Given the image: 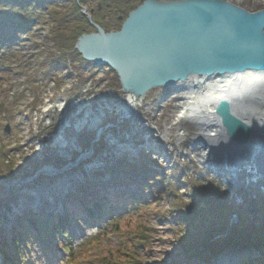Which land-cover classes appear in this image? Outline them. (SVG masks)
Returning a JSON list of instances; mask_svg holds the SVG:
<instances>
[{
    "label": "rangeland",
    "instance_id": "374dc122",
    "mask_svg": "<svg viewBox=\"0 0 264 264\" xmlns=\"http://www.w3.org/2000/svg\"><path fill=\"white\" fill-rule=\"evenodd\" d=\"M227 1L240 7L244 2V0ZM251 2L264 5V0H251ZM36 29L33 33L24 35L23 39L25 40L14 42L12 53L9 56L0 57L1 65H10V71L6 75H3L5 72L0 73V105L2 107L4 106L1 109L6 110V112L3 110L0 113V148L6 150L4 151L9 158L7 162L12 161L14 165L20 166V171H12L14 174L12 179L2 180L0 182V197L9 195L7 194V190H12L16 195L14 204H10L7 211L0 205V264H100L102 256L106 254L107 248L117 247L121 243L124 244V242L129 243V236H126L127 230L133 231L138 239H145L146 245L144 247H135V252H133L134 257L141 264H214V255L203 252L200 245L204 232L209 227V222L207 221L209 215L205 216V206L201 203V200L190 197V186L181 185L173 188L176 193L168 195L166 191L162 194L157 193L156 188L150 185L149 182L145 184H134L132 182H125V180H123L124 183L122 184L126 186V191L142 203L148 204L145 207L141 206L137 210L139 215L133 217V221L131 219L130 223H124L122 219L112 221L120 215V211L105 213L97 220V217L93 216V222H89L83 218L78 222H71L69 224L67 221L64 231L69 236L68 240L58 234L52 236L46 235L45 237L44 235H40V239L38 238V233L37 237L31 234L26 245L23 246L21 255L19 256L14 253L12 242L21 224L27 220L28 213L31 212L35 216L38 215L35 226L40 230L43 229L46 231L52 215L57 213L58 209L60 210L59 204L64 197L62 198L59 188L55 187L52 192L35 193L33 191L42 186L51 187L57 181L54 179L55 176H51L52 173H42L43 166L52 165L51 167L62 170L63 175L71 174V180L75 179L74 181L68 182L70 187L63 190H73L67 194L70 197L66 196L69 199L74 196L77 197L81 192H84L80 188H85L86 191L97 192L98 188L106 187L103 185L107 179H113L104 170L108 166V159L106 160L107 155H109L108 152L111 154L108 157L109 159H115L116 157H113V154L116 155L118 153L117 159H125L128 165H138L139 161L142 160L150 161L149 166L156 170L158 168L152 164L153 162H168V159L163 154L161 158H158L155 154L156 151L149 148L142 138V135H145V140L150 141L152 138L158 137L159 134L162 136L164 134L162 133L164 130L162 128L163 119H150L149 114H147V117L144 115L143 117L150 121L146 119L149 122L148 124L145 123L146 120H141L143 121V125L145 124L144 127L154 125L158 130V134H152V130L149 133L147 132L148 130L146 133L139 130L138 136H140L141 142L134 145L128 144L127 138L129 139V136L140 127L139 123L141 124V122H138L136 118H132L129 122L124 123L119 115V102L113 96H110L114 92L110 93L109 90H99L100 94H104V98L110 96V101L107 98L102 102H96L97 105H104L99 113L102 115L109 114L106 119L103 118L107 122L102 126V129L101 125H99L101 122L97 127V123L95 124V128H98L99 133H96V129H94V133H91H93V136H99L97 140L102 141L103 153L106 157L103 154L96 156L93 161H89L90 159L85 161L86 154H84L81 156L83 162L79 167L76 165H73L75 168L70 165H62V163L69 161L71 154L72 157L78 154L81 149L83 150L82 147L84 146L77 143L76 129L74 131L76 127L70 119L69 113L65 115L67 118L61 119L57 115V108L53 106L52 109L48 110V107H51L49 104L55 103L60 95L63 97L68 96L67 98L71 103H77L79 101L78 95L81 97L85 94L94 95L97 89H108L106 86L108 84V72L106 68L97 67L93 74L84 73V76H81V79H79L71 70L72 73L69 75H63L60 72L55 80H50L47 83L44 82L37 75L40 64L38 60H42V57L46 54V36L49 34V28L45 21L36 27ZM20 37H22V34ZM38 73L40 74V71ZM27 78L32 84L38 87V90L36 89L32 92L28 87L21 84ZM18 93L20 95L16 96ZM45 96H47L46 101H44ZM172 102L174 103L175 100ZM114 103L118 107H115ZM155 103L157 104L159 101ZM139 105H141L140 102ZM165 106L166 104H164ZM7 111L10 112L9 115H5ZM155 112H159L158 114L160 115L163 114L159 111V108H156ZM110 114L112 116L114 115L117 119L115 121L114 119L112 120ZM172 115L169 116L170 119H173L171 117ZM133 116L134 114H132ZM6 124L9 127L8 132L3 130ZM111 127L114 129L113 132H111ZM88 130L86 128L84 134H87ZM173 131L175 132V129ZM56 137L65 139V144L68 147L61 150L55 142ZM91 145L90 143V147ZM107 147L109 151L105 153L106 151L104 149ZM138 149L140 151H137ZM141 152L144 156L140 154ZM93 153L95 152L87 153L89 155L88 158L94 157ZM47 154L53 156L55 159H60L61 162L53 160L51 164L44 163L43 158ZM24 155L29 156L37 164L35 163L36 165L34 164L33 166L24 162ZM2 158L0 157V161L4 160V163L1 169L2 171H6V167L4 166L6 159ZM190 158L198 167L199 163L192 157ZM112 165L113 163L110 164V166ZM160 165L164 168L166 181L172 180L175 182L166 167L167 165ZM203 170L208 174L206 176L208 179L214 178L211 176L208 168L203 167ZM35 172H38L36 176H34ZM32 173L33 177L28 175ZM195 174L193 171L186 172L182 177L189 175L196 178L197 176ZM113 180L116 185L120 182L117 178ZM181 181H183V178H181ZM201 181L204 185L208 184V180H203L202 178ZM166 187L168 188L167 184ZM111 189L114 190L115 188L111 187ZM218 193L223 196L224 201L230 207V211H236L237 208L243 206L239 202V204H233L237 196H240L238 189L235 188L229 191L228 188L220 187ZM174 205L180 208H184L185 205H191L193 209H199L200 214L189 223L181 222L173 215L172 208ZM235 206L237 208H234ZM124 208L126 210L123 213L126 216L128 214L126 213L128 208L125 206ZM244 211L246 209L243 208L242 212ZM245 216L247 219H244L246 221L244 224H253L249 215L245 214ZM233 220H235V217L232 219L230 216L228 218L229 224L234 222ZM112 222H118L120 229L123 230L121 234L120 232L114 233L112 231ZM137 223L143 224L142 227H138ZM138 231H141L145 236L140 235ZM220 236L222 235H217L216 237L218 238ZM181 237L189 243L193 254H189L188 250L184 249L183 245L180 244L179 238ZM68 241H70V245H66ZM68 246L70 248H67ZM2 247L7 251L9 258L5 259L3 257ZM224 253L232 255L233 252L225 251ZM248 255L255 256L256 252L252 249L238 251L233 254L232 260L235 264H239V260L246 258Z\"/></svg>",
    "mask_w": 264,
    "mask_h": 264
},
{
    "label": "trees",
    "instance_id": "16d2710c",
    "mask_svg": "<svg viewBox=\"0 0 264 264\" xmlns=\"http://www.w3.org/2000/svg\"><path fill=\"white\" fill-rule=\"evenodd\" d=\"M143 0H0V57L9 56L12 53V46L14 42H19L23 39L24 35L33 33L42 22L46 21L49 28V34L46 36V54L42 57L37 75L44 82L55 80L58 73L63 75L75 74L79 79L84 76V73L91 74L95 72L97 67L95 64L83 59L81 55L75 50V46L79 37L84 34L95 32V29L90 24V21L85 17L80 7L88 10V14L92 18V22L99 25L106 32L117 30L120 25V18L127 17V14L135 9L142 3ZM241 7L254 11L264 8V5L260 3H253L251 0L241 4ZM22 34V37L20 35ZM29 38V37H28ZM69 68V69H68ZM108 72L107 87L113 90H119L120 81L114 71L110 68H106ZM10 71V65L0 64V73L6 75ZM1 82V81H0ZM22 85L28 87L32 92L38 87L31 83L28 78L24 80ZM18 93L16 96H19ZM34 103V102H33ZM4 107V106H3ZM0 105V113L5 109ZM7 111L5 115H9ZM88 136H83L81 141L84 148L90 146L88 142ZM4 148H0V157L5 160L4 166L6 171H2L1 167L4 160L0 161V182L2 180H10L13 178V170L20 171V166L14 165L9 160ZM98 151V150H97ZM142 155V152L140 153ZM140 155V156H141ZM144 156V154L142 155ZM108 159V160H107ZM24 162L34 166V161L27 155H24ZM43 160L47 163L56 161L53 156L47 154ZM108 166L104 169L110 176L120 180L116 185L113 179H108L104 183L101 189L97 192L86 191L85 188H80V195L77 197H71L63 208L61 214H53L47 230H40L35 226L38 220V215H34L31 212L27 214V220L21 224L18 232L15 234L12 242V248L15 254L21 255L23 246L26 245L28 238L31 234L40 239V235L52 236L59 234L65 237L67 240L69 236L64 231L67 220L78 221L81 218L91 221L93 215L98 217L105 213H112L120 211V215L115 220H123L124 223H130L133 217L139 215L138 209L141 206L148 204L142 203L136 197H133L126 191L125 182H132L134 184H145L149 182L156 192L162 194L164 191L168 195L175 194L176 191L173 188L179 186H190V197L193 199L201 200V203L205 206V216L209 215V227L204 232V236L201 242V248L203 252L215 255L221 251L246 248L252 249L256 252L255 256L248 255L241 260L240 264H264V201L260 199L259 203H253L256 206V212L259 213L261 218L254 225L247 223L245 213L249 215V210L238 213V222L228 225V218L230 217V207L224 201L223 196L219 195L220 181L218 179H208L205 174L199 172L194 162L190 159L182 160L175 164V167L170 172L172 180L166 181L164 168L156 162H153L158 170L151 168L150 161H139V164H127L125 159L112 160L106 158ZM58 161V160H57ZM110 166V164H112ZM196 173V178L192 176L182 177L184 173L191 172ZM183 178V181H181ZM203 180H208V184L204 185ZM111 183V186H110ZM168 185V188L166 187ZM110 186V187H108ZM108 187V188H107ZM115 188L114 190L111 189ZM118 187V188H117ZM125 187V188H124ZM6 197H0V205L7 211L10 204H14L16 200L15 193L11 190L7 192ZM75 203V204H74ZM71 204V205H70ZM73 204V205H72ZM184 204V203H183ZM261 205V206H260ZM128 211L126 216L123 213L126 208ZM173 215L177 217L181 222H191L194 218L200 214L199 209H193L191 214H186L184 208H180L174 205L172 208ZM244 213V214H243ZM245 219V220H244ZM133 221V219H132ZM138 227H142L143 224L137 223ZM112 231L114 233L123 230L120 229L118 222H112ZM140 235L145 236L141 231H138ZM217 235H222L216 237ZM126 236H129V243H121L117 247L107 248L106 254L102 256L100 264H141L133 255L135 247L146 245L145 239H138L135 233L131 230H127ZM131 237V238H130ZM99 240V239H96ZM180 244L184 249H187L189 254H193L191 246L185 241L184 238H179ZM69 243V242H68ZM70 245V244H67ZM67 248H70L68 246ZM3 257L9 258L7 251L1 248Z\"/></svg>",
    "mask_w": 264,
    "mask_h": 264
},
{
    "label": "water",
    "instance_id": "95a60500",
    "mask_svg": "<svg viewBox=\"0 0 264 264\" xmlns=\"http://www.w3.org/2000/svg\"><path fill=\"white\" fill-rule=\"evenodd\" d=\"M80 10L95 32L79 37L75 50L97 67L112 69L124 89L128 84H137V89L130 93L133 95H145L156 87H173L194 76L264 69V8L248 11L227 0H143L127 17L120 18L117 30L110 32L93 23L87 9L80 7ZM213 110L228 141L248 142L249 126L231 114L226 101H218ZM189 115L194 133L202 139L198 111ZM3 130L8 132V124ZM211 144L207 146L214 161L235 168L249 166L241 149L224 143ZM93 154L92 158L85 157V161L101 156L97 151ZM80 157L70 156L62 165L73 167L74 160ZM80 160L82 163L83 159ZM261 166L258 164L260 169ZM54 169L59 172H54L56 188L60 189L64 180L74 181L71 174L63 175L62 170ZM71 191H64L62 198L70 196L67 194ZM254 210L251 206V213ZM192 211L191 205L184 206L187 215ZM223 256L226 255H214V263L221 264Z\"/></svg>",
    "mask_w": 264,
    "mask_h": 264
},
{
    "label": "flooded vegetation",
    "instance_id": "af4514ba",
    "mask_svg": "<svg viewBox=\"0 0 264 264\" xmlns=\"http://www.w3.org/2000/svg\"><path fill=\"white\" fill-rule=\"evenodd\" d=\"M177 92H182V97L187 100L188 111L191 113L195 110L200 115L202 142L199 146L202 148L199 149L198 163L206 167L211 161L210 156H206L204 152L208 151L207 145L210 143H224L225 146L241 149L244 151L243 159L249 160V177L257 180V183L249 186V197L259 198L256 200L264 198V69L245 68L227 73L194 76L182 84ZM221 100L228 103L233 116L249 126V140L246 144L231 143L224 136L222 124L213 110ZM220 164L226 165L225 162ZM258 164H262L261 169ZM209 172L212 177L228 178L226 172Z\"/></svg>",
    "mask_w": 264,
    "mask_h": 264
},
{
    "label": "built area",
    "instance_id": "2783aa9c",
    "mask_svg": "<svg viewBox=\"0 0 264 264\" xmlns=\"http://www.w3.org/2000/svg\"><path fill=\"white\" fill-rule=\"evenodd\" d=\"M177 89H180V87H178ZM177 89L175 88L173 90V92L170 93L169 95H164V94L161 95L159 93H154V94H149L147 96L146 95L145 96L140 95L139 97H131L133 94H129L128 98L131 101L134 99L135 105L132 106L131 110L127 111L126 115L124 113V105H121L124 103L123 98L124 97L126 98V94H127L126 91L122 90V92H123V93H121L122 97L119 96V99L114 98L120 104L119 105V107H120L119 115H120V119L122 118L124 123L129 122L132 118H136V120L138 122H141V124L139 123L140 127L137 128L129 136V139L127 138L128 144L134 145V144H136V142L141 141L140 136H138L139 130H141L144 133H146L147 130H148L147 131L148 133L150 130H152L151 131L152 134H154V133H155V135L158 134V132H157L158 130L154 125L151 127H146V126L144 127L145 124L143 125V121H141V120L147 119V118L145 119L143 117L144 115L147 117V114H148L147 109H151L153 112L155 111L156 108H153L151 106V102L153 103L154 101H157V102L159 101V103L166 104L164 109L159 108V111L162 113L166 110H177L178 107H181L182 111H186L185 107H186V104L188 102L185 98L182 97L181 100H175L174 103L172 102L173 99L171 100V96L177 92ZM99 90L108 91L107 88H101V89H97L96 94H94V95L85 94L82 97L80 95H78L79 101H77V103H71L67 98L68 96L63 97L62 95H60V97H58L57 101L55 103H53L54 105L49 104L51 107H48V110L52 109L53 106L55 108H57L58 109L57 115L61 119L67 118L65 115H66V113H69L70 119L72 120V122L74 123V125L76 127V128H74V131L76 129V132H80V131H83L86 128H88L92 132H94V129H96V133L97 132L99 133L98 128H95V124L97 123L96 124V127H97V125L101 122L99 125H101V129H102V126L107 122V121L103 120V118L106 119L109 113L107 115L100 114L99 112H101V109L104 105H100V104L97 105L96 102H98V101L102 102L107 98L109 100L110 96H114L113 94H111L110 96L104 98L105 97L104 94H100ZM110 93H113V92L110 91ZM65 94H67V93H65ZM97 94H100V95H97ZM74 96H75V94H74ZM46 100H47V96L44 97V101H46ZM139 102L141 103V105H139ZM184 102H186V104H184ZM114 106L118 107V105L116 103H114ZM43 109H45V108H43ZM154 113H157V112H154ZM179 113H177V114H179ZM132 114H134L133 117H132ZM177 114L172 115L171 117L174 118V117H176ZM110 117L112 120L114 119V121H115V119H117L116 117H114V115L112 116V114H110ZM125 117H127V118H125ZM147 120L149 121V119H147ZM147 120L145 123L149 124L150 121L148 122ZM177 126H173V125L169 124L166 120L165 123L162 125V128L165 130V131L164 130L162 131V133H164V134L162 136L159 134V136H158L159 138L154 137L149 141V140H145V138H144L145 135H142L143 140L147 143L146 145L149 146V148H152L156 151L155 154L158 158H161V156L163 154L164 157L166 159H168V162H166V163H163L162 161L161 162L170 168L174 164L178 163L179 161L186 159V156H185L186 151L177 145L172 146V152L171 153L173 154V152H179L182 154L180 157H176L175 155L172 156L170 153H168V151H166L168 149V143H167L168 138L176 139L177 141L184 138V135H180L178 133H177V135H172V136L168 135L167 132L169 131V129L172 131H173V129H175V132H178ZM113 131H114V129L112 128L111 132H113ZM100 133L102 134V132H100ZM124 139H125V137H124ZM249 172H250V169L248 166V167H245L243 169H237V171L235 172L236 176L234 177L233 180L229 177V175L227 176L228 177L227 179L232 184H234L232 186V190L236 188L240 192V196L239 195L237 196L234 205H236L238 202L241 203L242 201H246V199L248 198V195H249V186L251 184L257 183V180L255 178L249 177ZM229 191H230V189H229Z\"/></svg>",
    "mask_w": 264,
    "mask_h": 264
},
{
    "label": "bare ground",
    "instance_id": "6f19581e",
    "mask_svg": "<svg viewBox=\"0 0 264 264\" xmlns=\"http://www.w3.org/2000/svg\"><path fill=\"white\" fill-rule=\"evenodd\" d=\"M137 86H138L137 84H132V85L128 84L127 86H125V89H124L123 86L120 84L119 87H121V88L119 90H114V93H113L114 96L113 97L115 99H119V96L122 97L121 96L122 94L120 93V90L122 88H123V90H130V91H126V93H127L126 94V98L125 97L123 98L124 103L121 104V105H124V113H125V115L127 114V111L131 110L132 106L135 105L134 99L132 98L133 100L131 101L128 98V95L131 93L132 90L137 89ZM139 96L140 95H132L131 97H139ZM176 100H181V99L177 98ZM184 104H186V102H184ZM151 106L153 108H160V109H164L165 108L164 107V103L153 104L151 102ZM147 113L150 115V119H152V118L153 119H161V120L163 119V124L167 120V122L169 124L173 125V126H177L178 125L177 126L178 132H174L172 130H169L167 132L168 135H171V136L172 135H177V133L180 134V135H184V138H182L179 141H177L176 139H170V138L167 139L168 149L166 151H168V153H170L172 156L175 155L176 157H180L182 154L179 153V152H173V154L171 153L172 152V146L177 145V146H179L180 148H182V149H184L186 151L185 156L189 155L190 157L194 158L197 162H199L200 158L198 156H196V155L199 154V152H197V151H199V149L201 150V148H202L201 146H199V145H201L202 139H200L194 133V129L191 126L192 119L189 117V114H187L186 111H182V108L178 107L177 110H166L161 115L158 114V113H154L151 109H147ZM177 113H179V114H177ZM172 114L173 115L177 114V115L173 119H170L169 116L172 115ZM125 118H127V117H125ZM188 128H190V129H188ZM65 141H66L65 139H62V138H59V137L55 138V142L58 144V146H59V148L61 150H64V149H66L68 147L65 144L66 143ZM82 148H83V150L80 148L81 151L77 154V156L78 155L82 156V155L86 154L85 157H88L89 155L87 153H89V151L91 150L90 147L88 146V148H84V147H82ZM197 148H198V150L195 151V153H192V149H197ZM204 152H205L206 156H210V159H211V161L206 164V168H208L209 171H211V172H213L215 174H224L226 172V174L229 175V177L232 180L234 179V177L236 176L235 172L237 171V169H235V167L229 166L227 164L222 166L220 164V162L217 163L216 161H214L213 157L211 158L212 155H211V153H209V151L204 150ZM80 158H77V160L75 162L76 165H79L81 163ZM57 160H58L57 162H61L60 159H57ZM43 162L47 163L45 161H43ZM35 163L36 162H34V164ZM64 163H67V162H64ZM73 167L75 168V166H73ZM174 167H175V165L172 166V168H174ZM196 168L199 170V172H202V173L206 174V172L203 170V165L202 164H198V167L196 165ZM232 170H234V171H232ZM44 172L52 173V175L50 174L51 176H54L53 172H55L56 174L59 173V172H56V170L54 168H52L50 165L43 166L42 173H44ZM25 175H27V174H25ZM28 175L32 176L33 173L32 174H28ZM36 175H37V172H35L34 176H36ZM206 176H208V174H206ZM215 179H218L220 181L219 183H220V186L222 188H228V189L232 190V186L234 184H232L228 179H224V178H220V179L219 178H215ZM73 180H75V179H73ZM67 184L69 185L68 179L64 180V183H62V185L60 187V190L58 189L60 191V194H64V191H63L64 189L63 188L70 187V186H67ZM55 187H57V186L53 185L51 187H40V188L34 189L33 191L35 193H41V192H46V191L52 192V190ZM8 191L9 190H7V192ZM246 202L247 201H242L241 203H242V205H244ZM241 207H243V206H241ZM245 214H247V213H245ZM230 221H231V219H230Z\"/></svg>",
    "mask_w": 264,
    "mask_h": 264
}]
</instances>
